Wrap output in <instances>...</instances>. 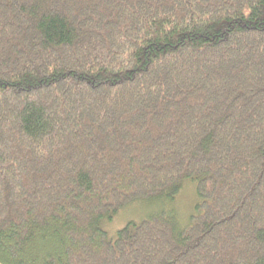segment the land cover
<instances>
[{
	"label": "trees",
	"instance_id": "obj_1",
	"mask_svg": "<svg viewBox=\"0 0 264 264\" xmlns=\"http://www.w3.org/2000/svg\"><path fill=\"white\" fill-rule=\"evenodd\" d=\"M0 264H264V0H0Z\"/></svg>",
	"mask_w": 264,
	"mask_h": 264
},
{
	"label": "rangeland",
	"instance_id": "obj_2",
	"mask_svg": "<svg viewBox=\"0 0 264 264\" xmlns=\"http://www.w3.org/2000/svg\"><path fill=\"white\" fill-rule=\"evenodd\" d=\"M195 201L194 187L185 182L181 192L175 198V205L179 210V216L184 219L192 209ZM153 204L147 199L135 200L122 206L112 217L111 220L103 222V228L109 237L115 235L116 231L121 228L129 220L139 221L145 218Z\"/></svg>",
	"mask_w": 264,
	"mask_h": 264
}]
</instances>
